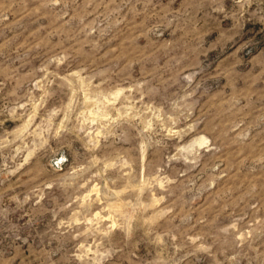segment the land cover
Listing matches in <instances>:
<instances>
[{"label":"rangeland","instance_id":"rangeland-1","mask_svg":"<svg viewBox=\"0 0 264 264\" xmlns=\"http://www.w3.org/2000/svg\"><path fill=\"white\" fill-rule=\"evenodd\" d=\"M0 264H264V0H0Z\"/></svg>","mask_w":264,"mask_h":264},{"label":"bare ground","instance_id":"bare-ground-1","mask_svg":"<svg viewBox=\"0 0 264 264\" xmlns=\"http://www.w3.org/2000/svg\"><path fill=\"white\" fill-rule=\"evenodd\" d=\"M203 144V143H202Z\"/></svg>","mask_w":264,"mask_h":264}]
</instances>
